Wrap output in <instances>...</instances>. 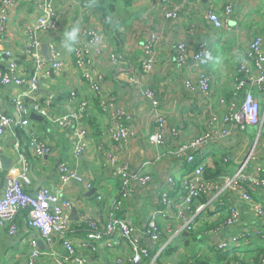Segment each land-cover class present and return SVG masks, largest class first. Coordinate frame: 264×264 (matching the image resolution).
<instances>
[{"label": "built area", "instance_id": "obj_1", "mask_svg": "<svg viewBox=\"0 0 264 264\" xmlns=\"http://www.w3.org/2000/svg\"><path fill=\"white\" fill-rule=\"evenodd\" d=\"M85 1L88 23H74L79 34L72 42V52L75 65L82 69L83 78L100 100L101 112L108 118L104 132L108 141L101 140L99 149L102 165L112 169V177L119 183V195L108 206L104 220L81 217L84 236L73 242L68 237L73 203L61 189L72 181L88 191L93 188L90 177L80 174L77 164L63 161L58 164L56 189L43 186L33 190L30 162L21 147L27 145L32 157L41 160L50 153L49 144L29 118L31 112L23 96L11 99L13 111L19 116L17 119L4 107L0 97V139L6 133L9 135L16 156V164L5 169L0 143V227L9 233L16 232V216L24 213L28 229L36 233L27 238L26 264H106L99 258L91 263L99 246L112 264H197L201 257L212 261L219 254L225 256L219 264H244L239 255L242 252L238 251L240 247L251 246V251L264 249V34L250 33L244 39L238 36L243 22L246 24L251 18V6L246 8L249 9L247 18L238 17L234 21L230 17L235 6L232 0L205 9L199 0H180V5L175 0H160L159 5L151 9V16L169 20L181 17L182 6L189 7L210 23L213 33L208 39L198 40L193 49L183 39L173 47L174 67L183 74L181 81L192 96L190 102L202 118L199 131L192 138H180L181 130L168 125L155 91L143 87L134 76L129 77L141 96L150 102L153 124L147 135L153 150L132 169L125 150L131 136L128 121L134 114L105 92L103 74L91 61V56L97 57L102 51L103 16L93 0ZM261 1L264 5V0ZM28 4L33 8V19L27 24V45H6L11 14L18 6ZM75 5L78 0H0V58L7 61L0 68V89L27 85L25 95L28 96L53 72L64 71L55 35L58 20L71 15ZM252 8L254 11L256 7ZM160 41L161 33L157 29L150 30L142 45L140 69L143 76L157 69ZM43 43L48 46L50 66L42 53ZM223 44L235 58L233 66L229 67L230 82L226 92L213 85L215 47ZM111 59L117 60L115 56ZM24 62L30 63L29 71H25ZM50 100L48 96L41 102L48 104ZM70 101L74 103L71 110L51 117L40 103L34 102L32 108L58 128L71 130L77 139L72 156L77 159L85 146L84 136L90 133L87 125L91 112L88 101L77 98L73 92ZM235 129L244 133L241 151L225 144ZM214 145L218 146L217 151L210 150ZM163 161H179L181 167L171 168L164 183L154 182V176L145 169H156V164ZM216 165L218 174L207 177L206 171L215 169ZM147 188H152V192L151 198L143 197L145 226L142 229L129 211L141 191ZM98 190L102 192L99 187ZM240 205L258 226L236 230L243 225ZM231 230L233 232L229 233ZM59 236L62 253L54 248ZM147 237L152 246L145 243ZM38 238L45 245L44 251L38 247ZM236 257L238 259H234ZM250 264H254L253 259ZM256 264H264V253L259 255Z\"/></svg>", "mask_w": 264, "mask_h": 264}, {"label": "crops", "instance_id": "obj_2", "mask_svg": "<svg viewBox=\"0 0 264 264\" xmlns=\"http://www.w3.org/2000/svg\"><path fill=\"white\" fill-rule=\"evenodd\" d=\"M94 5L102 13V31H103V47L99 56H91V61L103 74V86L106 93L113 96L116 101L125 109L134 114L132 119L128 121L131 129V136L128 139L126 157L131 162L134 169L137 162L141 158L150 155L151 148L148 142V133L152 131L153 124L151 122V106L147 99H144L136 84L129 81L130 76L135 79L143 87H151L160 100L161 108L167 115V123L169 126H176L181 130L180 138L190 139L199 131L202 123L196 106L190 101L191 94L184 87L181 75L174 67L173 47L180 40H185L193 49L198 40L208 39L213 33L210 23L203 20L199 13L195 14L189 7H181V17L178 19L163 20L155 18L149 14L151 9L158 6L160 0H93ZM102 1V3H101ZM225 0H208L206 4L199 0L200 6L205 9L213 7L216 4H223ZM234 2L231 20L234 21L238 17L247 18L251 6V18L245 24L243 22L242 29L239 32V38L244 39L251 33L264 34V5L261 0H232ZM180 5V0H175ZM101 4V5H100ZM252 7H256L253 10ZM88 10V9H87ZM86 1L78 0L72 14L69 16H61L58 20L59 29L55 35V40L64 63V71L61 74L52 73L46 80H42V84L31 95H25L28 90L27 85L10 89H0V97L4 103V107L10 109L13 107L11 99L23 96L24 102L27 104L30 112L33 111L34 102L40 103L47 109L49 116H56L66 113L74 107V103L70 101V93H75L79 99H85L90 105L91 118L87 125L90 133L84 136L82 153L75 159L72 154L77 139L73 136L70 129H60L55 126L47 117H40L35 122L40 136L49 144L50 153L38 160L30 154L27 145H22L26 158H29L30 169L29 177L31 178V188L33 190L39 187L49 186L56 189L59 185L58 180V164L63 161H69L71 164L78 165V172L87 175L91 179L93 188L85 190L83 186L76 182H67L61 189V193L75 205V219H70L69 215V233L68 237L77 242L84 236V228L80 220L81 217H99L104 220L108 206L119 195V183L117 179L112 177V169L103 166L101 163V154L99 142L107 140L104 136L108 125V118L100 110V100L96 98L89 86L87 80L82 76V69L77 67L74 62L72 52V41L68 40V33L76 24L88 23L86 19ZM33 19V8L30 4L18 6L11 14L9 22V36L6 38V45L24 47L27 45V24ZM233 28H238L234 26ZM157 29L161 33V41L159 43L160 55L157 69L153 74L143 76L140 69V60L143 57L142 45L148 38L150 30ZM68 44L71 51L65 45ZM1 48V47H0ZM216 57L213 62V85L219 88V91L226 92L229 87V67H232L235 59L232 57L229 48L225 45H217ZM264 49V46H263ZM115 56L117 60L111 58ZM7 63L6 59L0 58V68ZM25 64V71L30 70V63ZM48 96L51 100L47 104H43ZM175 111V113L173 112ZM183 112V114H182ZM251 133V130L249 131ZM169 137V133H167ZM12 139L6 133L0 139L3 148L4 159L10 161L9 165L16 164V156L12 147ZM244 141V133L237 129L233 131L232 136L225 140V144L234 148L235 151H241L240 144ZM222 146V143H217ZM217 145L211 147V151H217ZM238 154L235 156V160ZM177 166L180 169L181 163L178 162H159L156 169L147 168L145 172H149L154 176V182L164 183L165 178L171 168ZM1 184V181H0ZM98 187L102 192H98ZM152 188L142 190L140 196L135 199L129 211V215L140 228L145 226V215L142 209L143 197L151 198ZM100 196V199L98 197ZM242 209V205H240ZM243 225L236 230L243 228H255L258 226L248 211L242 209ZM214 216L211 217L213 219ZM16 232L9 233L7 229L0 227V264H26L28 259L29 247L27 238L30 235L35 236V231H30L25 222V215L20 212L15 219ZM233 230L229 231L232 233ZM60 236L58 237L54 248L57 252L62 253ZM41 242L43 243L42 239ZM153 245V244H152ZM42 251L45 250L43 243ZM98 253L92 258V262L99 258V261H105L106 264H112L108 257L104 256L102 246L98 247ZM238 251L241 258L250 263L254 258L256 251H251V246L242 248ZM116 254V253H114ZM222 255H218L211 262L219 264L224 261ZM44 264H48L47 262ZM51 264V263H50Z\"/></svg>", "mask_w": 264, "mask_h": 264}, {"label": "water", "instance_id": "obj_3", "mask_svg": "<svg viewBox=\"0 0 264 264\" xmlns=\"http://www.w3.org/2000/svg\"><path fill=\"white\" fill-rule=\"evenodd\" d=\"M201 1H202V3H204V4H206V3L208 2V0H201ZM42 53H43L45 59L49 61L48 46H47L46 43H43V45H42ZM17 64H18V62H17ZM50 65H51V62L49 61V66H50ZM12 113H13V115L15 116L16 119L19 118V116L17 115V113H16L15 111L12 112ZM40 117H41V116H40L39 114H36L34 111H31V113H30V115H29V118H30L31 120H34V121H37V119H39ZM3 163H4V167H5V169H8L10 161L7 160V159H4V160H3ZM74 209H75V205L73 204V209H72V212H71V215H70V219H75L76 213H75V210H74ZM212 240H216V237H212ZM37 243H38V247H39L40 249H44V248H43V243L41 242V239H40V238L37 239ZM145 243H146L148 246H152V244H153L152 241H151L148 237L145 238Z\"/></svg>", "mask_w": 264, "mask_h": 264}, {"label": "trees", "instance_id": "obj_4", "mask_svg": "<svg viewBox=\"0 0 264 264\" xmlns=\"http://www.w3.org/2000/svg\"><path fill=\"white\" fill-rule=\"evenodd\" d=\"M101 3H102V1H101ZM101 5V4H100ZM101 110V109H100ZM91 118V117H90ZM89 122H90V119H89ZM89 122H88V124H89ZM29 159V158H28ZM30 160V159H29ZM218 169H219V166L218 165H216V167H215V169H213V170H211V169H209V170H207L206 171V176L207 177H215L217 174H218ZM264 253V249H260V248H258V250L255 252V256H254V258H252L253 259V261H254V264H256L257 262H258V257H259V255L260 254H263ZM225 258V256H223L222 255V257H221V259H224ZM234 259H238V257H236V258H234ZM251 263V262H250ZM250 263H246V262H244V264H250ZM197 264H213L212 262H211V260H209V259H207L206 257H203V260H202V257L201 258H199L198 260H197Z\"/></svg>", "mask_w": 264, "mask_h": 264}, {"label": "clouds", "instance_id": "obj_5", "mask_svg": "<svg viewBox=\"0 0 264 264\" xmlns=\"http://www.w3.org/2000/svg\"><path fill=\"white\" fill-rule=\"evenodd\" d=\"M78 34H79V28L73 27L72 30L68 33V40L75 42L78 38ZM65 46L68 47L69 51H71V48L68 44H66Z\"/></svg>", "mask_w": 264, "mask_h": 264}]
</instances>
